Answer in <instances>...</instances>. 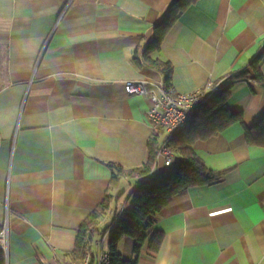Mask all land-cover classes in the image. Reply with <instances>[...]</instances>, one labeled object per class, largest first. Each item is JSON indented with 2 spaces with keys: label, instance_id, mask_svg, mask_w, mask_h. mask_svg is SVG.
Wrapping results in <instances>:
<instances>
[{
  "label": "crops",
  "instance_id": "obj_1",
  "mask_svg": "<svg viewBox=\"0 0 264 264\" xmlns=\"http://www.w3.org/2000/svg\"><path fill=\"white\" fill-rule=\"evenodd\" d=\"M175 0H0V228L7 222V264H74L77 231L106 195L123 192L99 228L125 216L137 178L109 190L107 164L147 162L156 132L148 97L126 94L145 81L161 93L164 75L143 57L152 29ZM264 50V0H199L166 35L152 60L172 66L178 93L202 91L248 69ZM137 59V62L135 61ZM264 77V59L260 65ZM249 70L227 108L236 123L192 149L222 173L216 183L177 194L144 245L138 264H264V148L250 146L244 127L264 117V83ZM159 145L164 137L159 132ZM183 159L172 148L153 174ZM96 243L94 248L97 254ZM134 241L118 251L135 258ZM109 250V249H108Z\"/></svg>",
  "mask_w": 264,
  "mask_h": 264
},
{
  "label": "trees",
  "instance_id": "obj_2",
  "mask_svg": "<svg viewBox=\"0 0 264 264\" xmlns=\"http://www.w3.org/2000/svg\"><path fill=\"white\" fill-rule=\"evenodd\" d=\"M199 0H175L169 7L164 18L152 29V37L145 49L144 60L159 70L165 77V89L171 86L172 66L169 63L152 60L149 55L160 51L162 43L180 16ZM264 59V50L250 63L248 69L229 74L225 84L218 82L219 90L205 98L198 107L192 121L187 128L177 135L171 148L178 150L183 159L177 164L172 173L156 176L153 174L159 152V132L148 142V159L145 164L137 168H125L117 164H107L112 173L109 190L119 188L124 178H137V187L132 193V206L125 216H116L105 231H100V221L111 211L122 197L121 192L115 199L106 195L104 200L81 224L77 231L76 246L73 252L74 264H82L88 253L95 258L94 242L98 236H105L110 232L108 249L111 253V264H138L140 253L147 243L148 251L158 252L163 241V234L153 232L159 213L179 193L194 186H204L220 181L222 173L207 168L192 149L197 141H205L219 135L233 124L243 125L241 113H232L227 108L231 96L232 86L247 79L249 70L254 79L264 83L260 65ZM137 62V59H135ZM246 141L250 146L264 148V117L251 127H244ZM1 232V228H0ZM130 238L134 241L133 260H126L118 251L121 240ZM0 264H7V256L0 250Z\"/></svg>",
  "mask_w": 264,
  "mask_h": 264
},
{
  "label": "built area",
  "instance_id": "obj_3",
  "mask_svg": "<svg viewBox=\"0 0 264 264\" xmlns=\"http://www.w3.org/2000/svg\"><path fill=\"white\" fill-rule=\"evenodd\" d=\"M124 89L130 96L150 99L152 106L147 113V119L156 132H162L164 135L158 155L163 157L165 164L169 166L172 162L171 144L174 138L187 128L202 101L219 90V84L209 83L204 90L187 94L178 93L173 87L157 93L145 81L126 82ZM8 234L6 222L0 232V250L5 256L8 251ZM105 239L106 235L102 237L101 242H97L95 258L88 253L82 264H111V253L105 249Z\"/></svg>",
  "mask_w": 264,
  "mask_h": 264
},
{
  "label": "rangeland",
  "instance_id": "obj_4",
  "mask_svg": "<svg viewBox=\"0 0 264 264\" xmlns=\"http://www.w3.org/2000/svg\"><path fill=\"white\" fill-rule=\"evenodd\" d=\"M126 198V195L122 194V197L120 198L121 202H124ZM110 225V223H106L103 225V227L100 229V231H105L107 229V227ZM109 237H110V232H107L106 234V239H105V249H108V241H109ZM96 239H98V242H101L102 236H98ZM96 243V241L94 242ZM93 251L95 252L96 249H93Z\"/></svg>",
  "mask_w": 264,
  "mask_h": 264
}]
</instances>
